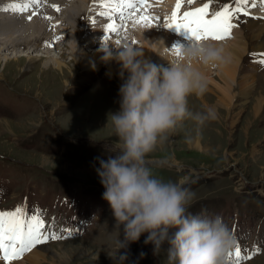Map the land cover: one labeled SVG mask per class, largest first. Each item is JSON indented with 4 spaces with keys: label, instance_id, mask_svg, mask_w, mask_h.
Wrapping results in <instances>:
<instances>
[{
    "label": "rangeland",
    "instance_id": "374dc122",
    "mask_svg": "<svg viewBox=\"0 0 264 264\" xmlns=\"http://www.w3.org/2000/svg\"><path fill=\"white\" fill-rule=\"evenodd\" d=\"M199 2L194 0L195 4ZM194 3H186V6L191 7ZM249 11L256 16L244 18L233 35L221 42L227 45L241 36L247 39L237 72V78L241 79L242 74H246L254 79L246 94L233 91V106L229 111L219 105L218 97L208 90L202 96L189 95L187 106L191 112L205 111L209 105L216 106V118L203 125L185 119L175 132L168 134L166 140L157 143L146 156L145 166L164 182L185 181L182 186L195 194L188 208L190 213L218 211L220 206L208 205L222 197H236L240 203L249 204V212L256 214L257 224L263 226L264 222L259 221V217L264 216V103L256 114L251 112V108L255 93L264 90V66L258 63V55H247L249 51L261 53L256 48L261 39L255 38L261 28L248 26L250 19L262 15L259 0L256 7L249 8ZM258 20L264 22V18ZM52 23L61 25L60 30L64 31L57 34L62 47L70 35L67 29L70 24L60 19ZM81 27L82 21L78 31H82ZM96 37L92 39L95 41ZM134 40L137 46L141 45V38ZM206 41L210 43L211 40ZM32 45L31 42L26 48L24 45L17 47L16 56L21 58H17L14 64L5 66L0 62V106L3 109L0 118V129H3L0 130L1 210H11L10 203L16 199L24 200L23 205L28 206L30 211L34 206L29 202L40 200V197L51 196L66 203L75 195L71 200L75 208H99L98 224L90 223L85 236L66 237L56 242L49 240L42 245L57 247V244L65 242L83 248L70 256L66 263L59 264H118L115 260V222L108 202L102 198L104 188L95 168L99 166L96 158L106 160L119 151L117 138L112 134L107 119L109 112L119 108L118 89L122 81L110 80L104 65L95 71L74 69L69 63L73 73L68 74L63 82L51 66L45 67L47 65L43 61L47 58L36 56L29 59V56L46 54L43 51L47 49L54 54L53 57L60 55V60L66 63L71 50L65 47L54 50L55 45H45L42 50L38 47L32 51ZM187 45L184 43L180 47ZM83 48L91 53L99 49L108 51L109 45L99 46L93 42ZM11 49H0V52L15 55ZM204 70H208L206 76L212 77L218 72V64L215 67L204 64ZM203 100L208 106L205 107ZM26 189L31 190L28 194L22 193ZM43 201L47 203V199ZM48 205L53 207L57 203ZM233 213L234 210L229 212L230 215ZM241 225H244L243 219ZM234 231L240 234L238 228ZM259 231L262 236L257 241L264 246V228ZM146 235L142 234L139 241L119 250V254L127 253L128 258L123 264H162L165 255L163 252L153 254L152 244L143 243ZM119 238L123 239L122 226ZM42 245L22 258L25 259ZM163 247L167 248V244ZM261 250L260 254L240 264H264V249ZM141 252L145 253L142 258ZM36 264L46 263L36 260Z\"/></svg>",
    "mask_w": 264,
    "mask_h": 264
},
{
    "label": "clouds",
    "instance_id": "9594fccd",
    "mask_svg": "<svg viewBox=\"0 0 264 264\" xmlns=\"http://www.w3.org/2000/svg\"><path fill=\"white\" fill-rule=\"evenodd\" d=\"M114 46L115 55L105 50L104 59H115L120 66L119 108L109 112L107 119L119 151L106 160L96 158L95 171L115 222V260L123 264L127 253L119 254V250L146 233L143 243L152 244L154 255L163 252L162 264H227L235 238L222 217L190 213L195 194L182 186L185 181L164 182L145 166L146 156L157 143L185 119L203 125L216 118L211 108L191 112L187 97L202 96L207 90L203 74L191 62L213 67L225 63L223 46L192 41L180 47L174 59L153 50L168 60L167 67L145 59L142 48L134 43ZM121 226L123 239L119 238ZM144 255L140 253L141 258Z\"/></svg>",
    "mask_w": 264,
    "mask_h": 264
},
{
    "label": "bare ground",
    "instance_id": "6f19581e",
    "mask_svg": "<svg viewBox=\"0 0 264 264\" xmlns=\"http://www.w3.org/2000/svg\"><path fill=\"white\" fill-rule=\"evenodd\" d=\"M174 1L175 0H157L153 3V10H151V12L158 16L166 9L167 3H172ZM12 3H23V0H0V49L5 51V48H12L10 51L14 52L13 54L15 55H8L10 53L1 54L0 52V62L8 66L15 62L17 58L20 59L21 57H19V55L16 56L17 47L24 45L26 48V45L31 42L33 43L32 51L33 48L35 49L38 47H41L42 50V47L46 45V41L51 42L53 36H57V34L64 32L60 30L62 28L61 25H55L52 22L59 19L66 20L70 24L67 28L70 35L67 34V36L69 35L67 43L62 47L71 50L69 52L70 58L68 62L65 63L61 61L60 55H55V57H53L54 54L52 55L51 51L47 49L43 51L47 55L34 54L29 56V59L36 58V56L47 58L43 61V64L47 65L45 66L47 68L51 66L52 70L59 74V79H62L63 82L66 80L65 78L68 74L73 73V67H70L72 64L74 69H92L95 71L104 65L106 76H108L110 80L116 81L120 79L118 74L120 68L119 63L115 59L105 60V51L100 49L93 50L91 53L85 51L83 46L90 45L93 42H96L99 46L102 44L109 45L108 51L114 56L118 51L114 44H122L124 42L131 43L135 38H141L142 43L138 47L142 48L143 57L158 66L164 67L168 66V60L158 55L155 51L174 59L176 55L175 50L172 48L174 46L180 47V45L185 43L165 31L161 26L160 20L155 21L152 25L145 28L141 26L133 28L129 22L126 30H121L120 34L104 31V25L108 22V18L98 16L100 9L98 5L94 3V0H47V3L43 7L39 9L33 7L25 13L4 10ZM52 4L59 6V14L54 8L50 7ZM183 5H187L186 1ZM32 11H37L38 15L33 17L31 21H28L26 17L30 15ZM45 15H51L53 20L43 19L42 17ZM116 19L119 23L118 18ZM81 21V28L83 29L82 31H78L77 27ZM93 21H95V23H93ZM49 24L55 25V28L49 29ZM248 26L253 28L260 26V31L254 36L256 39H261L256 48L262 53L264 51V22L259 21L258 18H252L248 22ZM125 31L127 33V38H125L124 35ZM95 36L98 37H96L94 41L92 38ZM60 40L61 38L53 43V45H55L54 50L56 47L57 50L62 48L59 45L61 43ZM210 40V43L213 45L223 46L224 54L227 57L225 63L218 64V72L212 77L206 76L208 70H204V64L202 62L195 60L191 63L203 74L206 80L207 90L218 97V104L229 111L231 105L233 106L232 101L234 95L232 92L237 91L240 95H245L254 81V79L249 78L246 74H242L243 77L241 79L237 78L238 66L243 57V52L246 50L247 39L241 36L237 41H229L227 45L221 44L222 41ZM80 42H83V44H80ZM190 42H192V40ZM165 48H167V52L164 51ZM69 63L72 64L69 65ZM45 69L46 68H44V70ZM255 94L256 95L253 96L254 102L251 108L253 114H256L264 103V90L260 89ZM203 104L205 107L208 106L204 103V100ZM208 107L213 109L215 114H217L216 106L209 105ZM3 122L9 123L6 120H3ZM1 131H3V129ZM57 245V247L53 245V247L51 245H42L40 248L33 250L25 259L21 258L12 261L11 264H24V262H27V264H36V260H40V262L46 264L66 263L70 256H73V254L79 250H83V248L76 246L74 243L66 244L64 242Z\"/></svg>",
    "mask_w": 264,
    "mask_h": 264
},
{
    "label": "snow or ice",
    "instance_id": "6c2138e0",
    "mask_svg": "<svg viewBox=\"0 0 264 264\" xmlns=\"http://www.w3.org/2000/svg\"><path fill=\"white\" fill-rule=\"evenodd\" d=\"M47 0H23V3H12L4 10H11L16 13H25L35 7H43ZM98 5L99 17H107L108 22L104 25V31L120 34L121 30H126L131 23V27H147L152 25L159 18L153 16L149 9L152 7L150 0H94ZM185 0H176L170 16L164 18V26H175L177 30L186 29L193 41L212 39L222 41L232 36V29L237 27L233 20H239L241 14L244 16L252 15L249 8L257 5V0H231L230 3H223L218 10L210 12V5L213 0H207L198 7L189 8L181 12V7ZM188 5H192L194 0H186ZM261 16L264 18V0H259ZM50 7L57 12L60 10L58 5L52 4ZM37 11H32L26 17L31 21L37 16ZM45 20H51V16H43ZM119 23L117 22V19ZM95 23V21H93ZM49 29L55 28V25L49 24ZM127 38V33H124ZM59 36H53L52 41H46L49 47L59 40ZM132 43H136L135 40ZM175 55L178 56L180 47L174 46ZM260 58L258 63L264 66V53H252ZM64 233V235H61ZM72 235L70 229L61 228L59 231L53 230V224L46 222L39 208L32 214H28L25 205H17L11 210H0V261L4 264H11L12 261L21 259L24 254L31 251L37 245L47 243L49 240H61ZM260 249L256 246L247 255L242 254L241 248L237 243L234 251L228 253V259L234 261V264H240L242 260H249Z\"/></svg>",
    "mask_w": 264,
    "mask_h": 264
}]
</instances>
